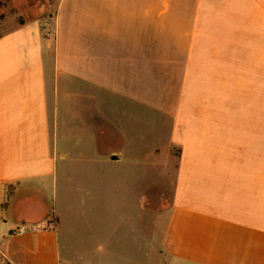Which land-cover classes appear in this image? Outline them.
Wrapping results in <instances>:
<instances>
[{"label":"crops","instance_id":"crops-1","mask_svg":"<svg viewBox=\"0 0 264 264\" xmlns=\"http://www.w3.org/2000/svg\"><path fill=\"white\" fill-rule=\"evenodd\" d=\"M54 1L51 31L36 18L0 33V264H149V219L130 249L116 224L94 229L86 261L47 200L67 155L58 124L69 119L54 113L74 85L90 126L103 122L90 98L174 117L180 157L161 264H264V0ZM107 158L96 177L120 155ZM145 196L136 216L149 214ZM49 220L51 230L9 235Z\"/></svg>","mask_w":264,"mask_h":264},{"label":"rangeland","instance_id":"rangeland-1","mask_svg":"<svg viewBox=\"0 0 264 264\" xmlns=\"http://www.w3.org/2000/svg\"><path fill=\"white\" fill-rule=\"evenodd\" d=\"M55 4L54 0H0V33L36 18L51 31ZM77 89V85H74L69 91L64 90L60 94L57 113H54L58 121L69 119L58 124V144L61 147L62 142V148L67 155L57 162L56 181L53 189L49 190L47 200L51 205H55L58 215L62 217L61 222L65 223L68 229L75 231L72 234V242L80 246L86 261L94 259L95 254L91 251H94L97 229L103 231L107 223L116 224L117 242L120 247L125 249L127 246L130 249L134 238L135 241L137 239V236L133 235V229H142L149 219V264H161L162 260L156 251L168 221L169 213L165 210L174 203L175 167L180 157V146L176 145V139L173 137L174 117L165 108H151L146 113L134 106L136 109L132 113L133 106L130 103H126L127 106L120 104L111 108L108 106L111 104L101 101H97V106L96 99L90 98L92 106L98 107L103 121L90 126L88 120L92 110L84 105L85 91L78 94ZM65 93L70 95L66 97ZM262 101L263 106H260L264 130V96ZM115 109H119V113H116ZM127 109L131 110L128 116L125 115ZM231 109L232 114L234 111L243 112L241 106H232ZM62 125L64 127L60 128ZM98 128L102 129V133ZM109 150L120 155L119 162L102 170L103 177H96L99 173L95 170L96 164L108 162ZM142 156L146 159L144 164L137 161ZM67 167L71 170L68 172H72L71 187L65 185L63 172H66ZM84 172L91 180L85 181ZM150 183L148 192L146 190ZM78 187L81 189L78 190ZM143 195H146L144 203L150 207V211L149 214L140 212L136 216L138 200ZM44 225V222H39L35 226L43 231ZM140 233L143 239L145 235ZM60 238V252L63 257L64 241L62 236ZM128 253L130 257L133 256L132 251Z\"/></svg>","mask_w":264,"mask_h":264},{"label":"built area","instance_id":"built-area-1","mask_svg":"<svg viewBox=\"0 0 264 264\" xmlns=\"http://www.w3.org/2000/svg\"><path fill=\"white\" fill-rule=\"evenodd\" d=\"M54 228V224L52 220L47 221V223L44 225L43 230H51ZM38 230H40L37 226H21L13 231L10 232V236H21L27 233H35Z\"/></svg>","mask_w":264,"mask_h":264},{"label":"trees","instance_id":"trees-1","mask_svg":"<svg viewBox=\"0 0 264 264\" xmlns=\"http://www.w3.org/2000/svg\"><path fill=\"white\" fill-rule=\"evenodd\" d=\"M21 24H22V23H21ZM48 215H49V211H48V212H46V215H45V216H46V217H48Z\"/></svg>","mask_w":264,"mask_h":264},{"label":"water","instance_id":"water-1","mask_svg":"<svg viewBox=\"0 0 264 264\" xmlns=\"http://www.w3.org/2000/svg\"><path fill=\"white\" fill-rule=\"evenodd\" d=\"M112 159H113V160H116L117 158H116V157H113Z\"/></svg>","mask_w":264,"mask_h":264}]
</instances>
